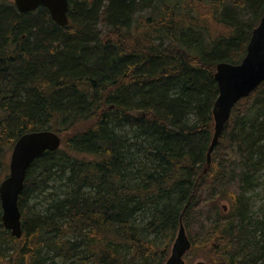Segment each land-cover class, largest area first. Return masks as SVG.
Returning a JSON list of instances; mask_svg holds the SVG:
<instances>
[{
  "label": "trees",
  "instance_id": "trees-1",
  "mask_svg": "<svg viewBox=\"0 0 264 264\" xmlns=\"http://www.w3.org/2000/svg\"><path fill=\"white\" fill-rule=\"evenodd\" d=\"M263 15L264 0H69L60 27L0 0V185L21 136L62 139L28 170L21 239L0 201V264H165L181 216L185 261L264 264L244 196L264 169V83L204 174L216 67L241 64Z\"/></svg>",
  "mask_w": 264,
  "mask_h": 264
},
{
  "label": "water",
  "instance_id": "water-1",
  "mask_svg": "<svg viewBox=\"0 0 264 264\" xmlns=\"http://www.w3.org/2000/svg\"><path fill=\"white\" fill-rule=\"evenodd\" d=\"M13 2L22 14L34 12L42 6L48 9L51 19L58 26L69 25V0H14ZM215 80L219 96L212 110L215 123L214 135L208 150L204 174L212 164V155L220 142L225 125L231 118L233 108L264 83V15L252 33L247 54L241 64L219 63L216 67ZM61 146V137L47 130L25 134L16 142L10 156L9 176L0 185L1 219L4 228L10 231L13 237L21 239L23 236L19 198L24 190L28 170L46 152L58 151ZM191 249L192 244L181 216L178 233L165 264H186L184 257ZM196 264L206 263L200 261Z\"/></svg>",
  "mask_w": 264,
  "mask_h": 264
},
{
  "label": "rangeland",
  "instance_id": "rangeland-1",
  "mask_svg": "<svg viewBox=\"0 0 264 264\" xmlns=\"http://www.w3.org/2000/svg\"><path fill=\"white\" fill-rule=\"evenodd\" d=\"M10 1L13 2L14 0H10ZM191 119L194 120V117L190 116V120ZM190 122H192V121H190ZM9 163H10V157L8 159V162L6 163L7 164V173H8L7 177L9 176ZM244 196L248 201L250 212H251L252 217H253V221L256 223H259V224H263V227H264V169H262L260 171V173L256 179V184L251 189L245 191ZM31 205H33L36 210H43L47 207V203L41 202V200H37L34 203H32ZM219 205L221 208H224V210L226 212L228 211L227 203L225 201H220ZM147 221H149V220L147 219ZM256 237L259 239H264L263 231L261 230V231L257 232ZM152 238H154V237H152ZM190 260L191 261H186V264H196L200 261L205 262L200 257H195V258L192 257ZM56 261H57V263H62L60 259H58ZM47 264H51V263L48 262Z\"/></svg>",
  "mask_w": 264,
  "mask_h": 264
},
{
  "label": "flooded vegetation",
  "instance_id": "flooded-vegetation-1",
  "mask_svg": "<svg viewBox=\"0 0 264 264\" xmlns=\"http://www.w3.org/2000/svg\"><path fill=\"white\" fill-rule=\"evenodd\" d=\"M38 11H39V7H38V9H37Z\"/></svg>",
  "mask_w": 264,
  "mask_h": 264
}]
</instances>
